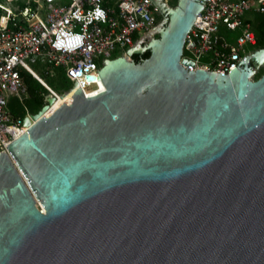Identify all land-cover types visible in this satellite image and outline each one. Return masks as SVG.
I'll return each instance as SVG.
<instances>
[{
  "label": "water",
  "instance_id": "water-1",
  "mask_svg": "<svg viewBox=\"0 0 264 264\" xmlns=\"http://www.w3.org/2000/svg\"><path fill=\"white\" fill-rule=\"evenodd\" d=\"M150 1L158 38L104 61L96 95L45 117L49 97L0 154V264H264V49L189 71L206 0Z\"/></svg>",
  "mask_w": 264,
  "mask_h": 264
},
{
  "label": "built area",
  "instance_id": "built-area-1",
  "mask_svg": "<svg viewBox=\"0 0 264 264\" xmlns=\"http://www.w3.org/2000/svg\"><path fill=\"white\" fill-rule=\"evenodd\" d=\"M248 13L263 14L264 0H206L185 36L181 58L194 63L187 70L226 74L244 57L262 50L255 48L254 32L243 19ZM156 14L161 12L150 0H35L22 7L18 0H0V154L27 131L26 118L33 122V114L24 105L28 95L22 72L48 92L44 106L49 97L56 101L58 96L73 95L79 87L84 97L94 96L102 90L97 72L104 61L123 57L139 41L144 43L152 36ZM236 31L239 34L230 44L225 36ZM245 46L254 51L247 54ZM25 59L43 62L46 76L63 70L72 86L57 94ZM262 64L255 67L250 80ZM91 86L95 88L88 91ZM11 100L22 108L24 118L12 112ZM71 101L70 97L63 104ZM54 103L48 105L45 117L55 110Z\"/></svg>",
  "mask_w": 264,
  "mask_h": 264
},
{
  "label": "trees",
  "instance_id": "trees-1",
  "mask_svg": "<svg viewBox=\"0 0 264 264\" xmlns=\"http://www.w3.org/2000/svg\"><path fill=\"white\" fill-rule=\"evenodd\" d=\"M172 7H175L176 4ZM33 2H30V4H32ZM26 3L19 5L20 7L24 6ZM160 19H163V17L161 15L156 14L155 17V22L156 24L160 21ZM244 21L248 22L251 26V30L254 32L255 38H256V49H264V13L263 14H258V13H248L244 16ZM235 34L238 35L239 32H235L233 35L232 33H227L226 34V39L230 44H233L235 41ZM149 57V52L146 51L145 53H143L142 55H133L132 56V60L136 63H140L142 60H145ZM54 74H61L62 76L65 77L63 70L61 69H56L54 71ZM263 75V71L261 73ZM262 75H258L257 77L260 78ZM39 76V75H38ZM43 81L44 79L39 76ZM21 78L24 82V84L26 85L27 88V99L25 100L26 103V107L29 111V113L31 114H36L45 104V98L48 94V92L46 91V89L40 85L34 78H32L28 73L26 72H22L21 73ZM44 83L51 88L54 92H56L47 82L44 81ZM42 93H46V96L43 95ZM57 93V92H56ZM59 94V93H57ZM62 94V93H61ZM60 95V94H59ZM13 102L16 103L15 100H11L9 103V107L11 108L12 112L17 115L20 116L22 118H24V112L22 110V108L17 109L14 105ZM14 103V104H15ZM17 104V103H16Z\"/></svg>",
  "mask_w": 264,
  "mask_h": 264
},
{
  "label": "rangeland",
  "instance_id": "rangeland-1",
  "mask_svg": "<svg viewBox=\"0 0 264 264\" xmlns=\"http://www.w3.org/2000/svg\"><path fill=\"white\" fill-rule=\"evenodd\" d=\"M35 0H18V4L22 5L24 3H28V2H34ZM176 3V0H166L165 5L169 8H172V5L174 6ZM165 20L164 19H160V21L157 23V26L155 27L156 29L154 30V34L152 36H147V38L144 40V45L147 46V44L149 43V41L151 39H157L158 37V32L160 30V28L162 26H164L165 24ZM235 32H232V35ZM234 36V35H233ZM237 35L235 34V37ZM245 51L247 54H250L254 51L253 48H250L249 46H245ZM120 55L119 53H115L114 56H118ZM124 58H126L127 60H130L131 57H129L127 54L123 56ZM25 63L27 64V66H29V68L31 70H33L36 74H38L39 76H41L45 82H47L57 93L61 94L65 91H67L71 86L72 83L64 76H62L61 74H53L52 76H46L43 74V70L45 69V64L41 61H36V63H31L28 59H25ZM264 73V63L262 64V66H260L257 70H256V74L253 76L252 80L255 81L258 79V75H262L261 73ZM95 88V86H91L90 88H87L88 91L93 90ZM43 95L46 96V93H42ZM47 97V96H46ZM13 102V105L19 109L18 105ZM24 105L26 106V103H24Z\"/></svg>",
  "mask_w": 264,
  "mask_h": 264
},
{
  "label": "bare ground",
  "instance_id": "bare-ground-1",
  "mask_svg": "<svg viewBox=\"0 0 264 264\" xmlns=\"http://www.w3.org/2000/svg\"><path fill=\"white\" fill-rule=\"evenodd\" d=\"M99 89H103V86L101 85V87ZM71 96H72V94H68L66 96H58L57 100L54 103L53 109H56L61 104L65 103L64 101H66V100L70 101ZM47 114L49 115V112Z\"/></svg>",
  "mask_w": 264,
  "mask_h": 264
}]
</instances>
